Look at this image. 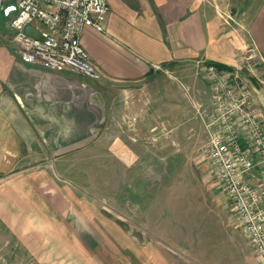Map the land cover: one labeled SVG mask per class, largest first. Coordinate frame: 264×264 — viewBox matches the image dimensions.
Returning <instances> with one entry per match:
<instances>
[{"label": "crops", "instance_id": "0c3cea01", "mask_svg": "<svg viewBox=\"0 0 264 264\" xmlns=\"http://www.w3.org/2000/svg\"><path fill=\"white\" fill-rule=\"evenodd\" d=\"M235 1L113 0L110 6L108 0L104 31L85 27L81 35L98 78L25 63L12 42H0V227L9 228L18 247L33 253L38 195L53 191L64 202L67 242L81 237L85 248L63 250V264H260L212 176L213 189L206 191L227 210L234 230L209 236L183 214L176 187L186 158L182 147L194 146L198 133L182 125L180 88L175 94L148 88L158 73H180L185 64L201 72L207 107L185 90L200 116L204 147L207 62L253 70L254 60L264 68V0L238 11L230 31L226 12ZM104 81L125 84L104 90ZM252 91L264 123V85ZM170 94L177 101H167ZM104 192L110 214L79 197ZM119 216L126 222L118 223ZM103 217L111 222L110 233L99 230L96 221ZM106 243L128 249L108 250Z\"/></svg>", "mask_w": 264, "mask_h": 264}, {"label": "built area", "instance_id": "2783aa9c", "mask_svg": "<svg viewBox=\"0 0 264 264\" xmlns=\"http://www.w3.org/2000/svg\"><path fill=\"white\" fill-rule=\"evenodd\" d=\"M7 1L0 0V10L9 18L11 42L23 62L99 77L81 35L85 27L104 31L108 0ZM203 74L209 86L204 150L210 171L256 258L264 264V123L256 110L257 98L237 70L206 64Z\"/></svg>", "mask_w": 264, "mask_h": 264}, {"label": "rangeland", "instance_id": "374dc122", "mask_svg": "<svg viewBox=\"0 0 264 264\" xmlns=\"http://www.w3.org/2000/svg\"><path fill=\"white\" fill-rule=\"evenodd\" d=\"M112 1L113 0H109L110 6ZM125 1L131 2L132 0ZM249 4L253 5V0H238V3L236 0L235 4L233 3V5L227 8L229 11L227 10L228 12L226 13L230 15L229 17H227V27L230 31H234V28L236 26L235 18L237 16V12L244 10ZM8 19L9 18L3 15V12L0 10V42L4 41L7 44H11V34L7 29ZM234 35L236 37H239L238 34H236L235 32ZM250 54V49L246 48L245 55L250 56ZM2 58V53H0V66L2 64ZM253 59L254 58H252L251 60ZM185 65H182V72L180 73H177V69L174 72L173 70H170L168 72L158 73L157 76L155 75L154 79L149 82L150 85L148 88L151 93H157V89H159L158 87H160V91H162L161 87L163 86L167 94H175L173 93L174 90H177L179 88L180 90H182V125L183 127H194L198 135L196 136L197 139L196 144L194 146H185L183 144L182 147L183 155H185L186 158L183 161L182 179L180 180V183L176 184V187L179 190L177 196L179 199L178 204L181 205L183 214L186 213L185 217H187L188 214V219H197L198 225L200 227L204 226L201 227V229H205L209 236L217 234L222 235L225 234L227 231L234 230L233 222L231 219L232 215L229 214L231 216L229 217L227 210L218 202V199H212L209 195V192L206 191L207 188H210L211 190L213 189L212 184L214 176L210 171V164L207 160L206 151L204 150V147L200 148V141L203 138L200 116L199 114H197L194 107H192V104L187 96L188 91L185 90V88H190L191 90H193L195 97L202 101V106L207 107V87L204 84L201 72L194 71L192 73L189 69V65H186V68ZM251 67L253 68V70H248L245 67H243L241 70L236 68H231V70H237L240 76L242 75L241 77L245 79L251 89H253V87L259 88V84L264 85V83L261 82V80H264V68H262L261 65L255 63L254 60L251 64ZM101 84L104 87V90H111V88H117L118 86L125 83H118L115 81H104L101 82ZM171 94V99H167V101H177V99H175L174 96ZM156 100L157 99L154 98L153 101L155 102ZM182 136L183 138H187L184 132ZM208 171L210 174L208 173ZM130 172L126 174L129 175ZM189 172H192L194 176L192 177ZM126 180L125 184L122 183L121 186H126ZM172 181L173 180H171V182ZM103 185L105 187H108L109 180H104ZM79 197L84 200V203L82 204L89 206L91 209L94 208L93 204H95V208H97V210L98 208H100V210L109 213L107 208L109 205L108 202H110L109 194L104 192V194L97 195L95 197L89 195H80ZM38 198L39 201L42 203V207H40V210H38L35 216H33V253H30L23 247H18L19 245L15 242L13 234L10 232L9 228L2 226L0 227V264H63L64 260L61 258L63 250L85 249L83 246L84 243L79 240L81 239V237H76V239L78 240L77 241L76 239L73 240L71 236L69 238L70 241L67 242L68 237L66 236V220L62 219L60 211L63 209L64 203L61 199V196L58 193L56 194L53 191H50L49 193L39 194ZM225 204L227 208V203ZM125 222V217H118V223L123 224ZM96 223L101 224V229H99L101 233H110L111 222L105 220V217L101 219V222L96 221ZM211 231L212 233H210ZM88 245L91 246V249H94V244ZM104 245H106V249L108 250L128 249L126 248L127 244H118L119 247L117 246L113 248H109V243H106ZM128 245L129 247H132V244ZM2 247L5 248L2 249ZM138 249H140V247ZM207 252L210 258L217 257V254L213 255L212 252H210L208 249ZM209 256L207 255V257ZM204 262H206V260Z\"/></svg>", "mask_w": 264, "mask_h": 264}, {"label": "trees", "instance_id": "16d2710c", "mask_svg": "<svg viewBox=\"0 0 264 264\" xmlns=\"http://www.w3.org/2000/svg\"><path fill=\"white\" fill-rule=\"evenodd\" d=\"M208 64H214L215 66H217L219 69H225V70H231L230 67L226 66V65H223L221 63H218V62H213V61H209L207 62Z\"/></svg>", "mask_w": 264, "mask_h": 264}, {"label": "water", "instance_id": "95a60500", "mask_svg": "<svg viewBox=\"0 0 264 264\" xmlns=\"http://www.w3.org/2000/svg\"><path fill=\"white\" fill-rule=\"evenodd\" d=\"M31 33V32H30ZM33 34V33H32Z\"/></svg>", "mask_w": 264, "mask_h": 264}]
</instances>
